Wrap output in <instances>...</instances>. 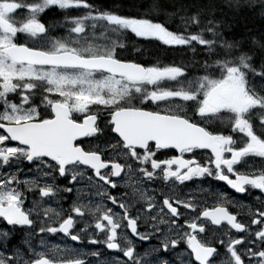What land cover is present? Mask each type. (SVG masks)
I'll use <instances>...</instances> for the list:
<instances>
[{
    "label": "snow or ice",
    "instance_id": "obj_1",
    "mask_svg": "<svg viewBox=\"0 0 264 264\" xmlns=\"http://www.w3.org/2000/svg\"><path fill=\"white\" fill-rule=\"evenodd\" d=\"M118 7L0 0V264H264V0Z\"/></svg>",
    "mask_w": 264,
    "mask_h": 264
},
{
    "label": "trees",
    "instance_id": "obj_2",
    "mask_svg": "<svg viewBox=\"0 0 264 264\" xmlns=\"http://www.w3.org/2000/svg\"><path fill=\"white\" fill-rule=\"evenodd\" d=\"M159 8V15L161 19L165 18V12L172 11V4L174 0H155ZM96 3L106 6L114 7L119 6L118 11L124 14H137L144 13L153 4V0H96ZM143 5V7H141ZM53 13H49L45 17L46 21L57 19ZM229 22L232 25V33L239 36V34L246 31L262 32L264 31V16H261L259 11L245 8L237 13L229 14ZM135 42L136 47H143L145 51L142 54H137L132 51V44ZM158 43V42H156ZM131 59H136L144 62L156 63L159 61L161 64L171 63L173 59L179 61L181 54L179 52L166 51L165 46L156 47L145 41H138L133 38V41L128 42V51L122 53Z\"/></svg>",
    "mask_w": 264,
    "mask_h": 264
},
{
    "label": "flooded vegetation",
    "instance_id": "obj_3",
    "mask_svg": "<svg viewBox=\"0 0 264 264\" xmlns=\"http://www.w3.org/2000/svg\"><path fill=\"white\" fill-rule=\"evenodd\" d=\"M220 183H222V182H220ZM191 187H192V188H195L196 185L193 184V185H191ZM186 191H187V190H186ZM229 191H231V190H229ZM68 203H69V202H65V203L63 204V207H64L65 209H67V207H68ZM30 206H31V199L29 198V200L26 201V207H30ZM54 206H55V205H54ZM21 237H22V233H16L15 235H13V237H12L10 243H12V244L18 243V242L20 241ZM37 243H38V242H37ZM49 243H50V244H59L61 247H63V245H64V240H63L62 236H58V237H56L55 239H51V238H50V239H49ZM69 243H74V242H69ZM101 247H102V246H101ZM105 251H106V250H105Z\"/></svg>",
    "mask_w": 264,
    "mask_h": 264
}]
</instances>
